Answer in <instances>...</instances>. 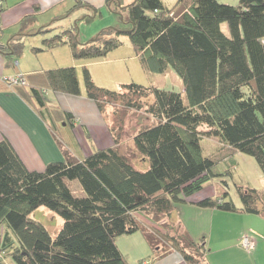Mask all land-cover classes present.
Wrapping results in <instances>:
<instances>
[{
  "label": "trees",
  "instance_id": "1",
  "mask_svg": "<svg viewBox=\"0 0 264 264\" xmlns=\"http://www.w3.org/2000/svg\"><path fill=\"white\" fill-rule=\"evenodd\" d=\"M123 10L127 30L107 27L81 42L73 26L44 38L42 48L35 50L68 44L73 59H96L119 47V37L127 35L142 68L155 73L171 68L183 91L137 83L108 90L97 86L84 66L86 97L103 115L106 106L113 107L118 122L117 127H109L114 146L79 160L65 154L63 161L49 163L43 171H30L10 142L2 139L0 264L7 255L16 264H129L115 239L138 231L152 248V259L174 249L186 264H210L205 240H194L171 219L176 204L187 201L213 177L223 176L214 173L215 162L234 152L252 156L264 181V0H240L238 6L219 0H176L170 8L162 0H133L115 12ZM222 23L227 24L228 35L221 31ZM23 45L17 40L7 46L9 52L0 48L7 65L21 55ZM22 77L25 84L15 85L17 92L34 103L53 133L60 120L72 125L74 116L49 106L44 94L50 90L79 95L75 66ZM146 98L148 102L143 101ZM119 109L143 110L152 119L133 135L134 154L148 164L144 169L121 151L124 123ZM202 137L216 138L221 144L213 156L203 154ZM73 181L80 186L78 196L69 186ZM236 190L240 206L226 191L194 204L264 216V190L245 185ZM40 207L60 217L54 235L31 217ZM136 213L162 226L159 236L167 250L156 251L153 230Z\"/></svg>",
  "mask_w": 264,
  "mask_h": 264
},
{
  "label": "crops",
  "instance_id": "2",
  "mask_svg": "<svg viewBox=\"0 0 264 264\" xmlns=\"http://www.w3.org/2000/svg\"><path fill=\"white\" fill-rule=\"evenodd\" d=\"M124 1L112 0L107 4L106 0H2L0 48H6L4 51L9 52L7 46L17 40L24 44L28 39H32L36 44L40 36L49 38L73 26L78 28V39L81 42H86L82 40L92 38L97 34L99 28L106 26L104 24H108L106 20H96L98 15H102L105 7L112 9L115 14V9L129 5L133 0ZM91 8H94L95 11ZM108 22H111V20H108ZM46 28L50 31L46 33L39 32V30ZM63 60H65V63L61 65H73L77 69H82L84 66L90 67L92 61L91 59H74V61H69L66 58ZM7 66L9 65L6 63L5 56L0 52V141L7 139L10 142L28 170L43 171L47 164L63 161L65 154L79 160L90 155L97 149H104L115 145L109 129V121L105 118V115L99 112L95 102L86 98L79 74L81 92L78 96L50 90L45 91V100L49 106L57 107L74 116L72 125L71 123H68V125L64 124V121L60 120L61 117L59 116L58 118L61 124L55 125V133H53L49 123L37 112L34 103L30 99L27 100L22 97L17 92L16 86H9L2 81L1 78L3 77H10L5 76ZM169 69L164 73H170ZM12 74V76L16 74L28 75L18 72H13ZM32 82L38 83V79L33 78ZM178 83H181L179 84V91L182 92V82ZM54 100H56L55 103L52 102ZM62 100L66 102L64 103L66 105L63 104ZM69 101L78 102V105L75 106L76 108L69 107L67 105ZM84 111L90 112L94 118L90 120L84 119L81 115ZM96 130L100 134L96 136L99 137L101 143L97 145L91 144L89 146L87 142L91 138V133L96 132ZM53 134L56 135L58 141ZM212 140L218 142L217 149L221 147V144L216 138H212ZM121 145L122 140L120 148ZM134 164L142 168H146L148 165L145 160L140 158H138V161H134ZM202 198L205 197L195 193L187 201L183 202L180 208H175L171 213V219L176 224H179L180 228L186 231L193 239L198 238V235L189 226V223L185 221L182 214L203 212L208 213L213 220L214 217L220 218L222 215L220 213H231L215 208L197 207L194 202ZM181 211L184 212L182 213ZM248 215H255V217L260 219L254 220V218L244 216L245 218L248 217L246 219L249 221H258L261 227L251 231L252 234L258 237L257 240L251 237L255 243L254 249L251 252L246 251L240 244L241 238L246 235L247 231H240L232 239L227 237V233L217 235L218 242L215 243L216 245L205 256L210 264H264V258L260 255V247L264 245V216L257 214ZM137 233H140L139 237L136 236ZM203 233L201 232V234ZM133 239H138L137 242L140 246L143 245L145 247V251L139 253L136 258L140 262L143 260V264H186L181 255L174 249L167 250L159 257L146 260L145 258L152 254L150 251L151 247L139 231L130 235H122L115 239L117 247L123 253L129 264L131 262L123 251L122 246L127 243L134 245L132 242ZM211 240V237H209V244ZM159 248L157 247L156 251Z\"/></svg>",
  "mask_w": 264,
  "mask_h": 264
},
{
  "label": "rangeland",
  "instance_id": "3",
  "mask_svg": "<svg viewBox=\"0 0 264 264\" xmlns=\"http://www.w3.org/2000/svg\"><path fill=\"white\" fill-rule=\"evenodd\" d=\"M124 1V0H123ZM125 2V1H124ZM164 5L167 7H172L176 0H162ZM220 3L229 4L232 6H238L240 0H219ZM71 4V3H68ZM74 4V3H72ZM66 13V12H65ZM110 16V18H109ZM127 16V11L123 10L120 14L113 13V10L105 7L102 15H98L96 20L105 21L108 24H104L102 28H99L98 32L107 27H115L123 30L129 29V25L124 22V19ZM112 18V19H111ZM111 20V22H108ZM112 23V24H110ZM221 31L228 35V27L226 23H222ZM97 32V33H98ZM39 41L35 44L32 39H28L23 45V50L21 55L12 57V60L7 66L5 76H12L13 72L16 73H26L32 74L35 72H42L44 70L53 69L57 67H63L62 63H65L63 60L74 61L70 53V48L68 44H62L55 46L52 49L47 50H35V48H42V36L38 37ZM43 38V39H42ZM91 39L87 38V41ZM121 45L113 50H111L106 56L102 58L91 59L90 67L87 68L90 71L94 83L102 88L108 90H118L122 84L137 83L143 86H155L165 90H174L179 91L180 86L178 82H181L176 73L170 68V73H155V72H146L134 51V48L127 35H121L119 37ZM64 51V52H63ZM68 63V62H67ZM69 66V65H66ZM73 66V65H72ZM77 69V68H76ZM78 74L80 75L81 85L84 89V82L82 79L81 69H77ZM169 72V71H168ZM2 79V78H1ZM28 86H30V80L28 79ZM51 96V95H50ZM78 96V95H74ZM86 96V95H85ZM88 98V97H86ZM149 98V97H148ZM148 98L143 99V101L148 102ZM49 99V98H48ZM89 99V98H88ZM90 100V99H89ZM63 101V104L66 103ZM56 102V100L52 101ZM69 107H75L78 105L76 101L67 102ZM66 105V104H64ZM76 108V107H75ZM120 110V111H119ZM120 117L123 120L124 128L122 131V145L121 150L126 153L133 161H138V156L134 154L133 147V135L136 131L146 125L152 124V119L144 114V111H138L135 109H119ZM80 115V114H79ZM84 119L90 120L94 116L87 111H84L82 114ZM105 118L109 121L111 127H117L118 122L116 121V116L113 115V107L106 106L105 109ZM80 118V116H78ZM119 119V118H118ZM99 132L91 133V138L88 140L87 144L97 145L101 143L99 140ZM217 141L212 140V138L202 137L200 144L202 146L203 154L206 156H213L217 151ZM139 169H144V167L136 166ZM214 173L224 174L223 176H216L210 179L204 187L196 192L203 197H216L222 194L224 191L228 193L229 199H231L235 205L240 206V199L237 193L236 187L238 185H245L251 188H255L259 191L264 190V181L262 178L261 170L256 162V160L247 154L241 152H234L226 160H217L213 167ZM229 172V173H228ZM70 188L75 196L81 194V189L79 184L76 181L69 183ZM264 198V197H263ZM182 203L176 204L175 208H180ZM177 212V211H176ZM182 213L184 211H181ZM225 212V211H224ZM178 213V212H177ZM187 213V212H185ZM239 213V212H237ZM236 212L231 213H220L222 214L220 218L212 217L208 213L203 212H190L189 214H182L185 218V221L189 223V226L196 231L198 238L194 240H205L206 254L210 251L211 248L216 245L218 242L217 235H222L223 233L227 235L229 239H232L240 231H247L246 235L254 237L255 240L258 239L257 235L252 234L251 231L261 228L258 221H249V218H254V220H260L255 215H248ZM145 225L148 226L149 230H153L151 234L154 238V245L163 247L167 250L168 246L161 239V233L163 232L162 226L158 223H153L147 221L146 218H143L140 214H135ZM185 215V216H184ZM31 217L39 222H41L49 231L51 235H54L55 232L59 229L61 225V219L54 213L50 212L44 207H40L34 210L31 214ZM263 228V227H262ZM253 229V230H252ZM201 232H204L201 234ZM195 233V232H194ZM140 233H137L136 236L139 237ZM143 235V234H142ZM160 235V236H159ZM144 237V236H143ZM156 237V238H155ZM211 237L210 244L208 239ZM138 239H133L132 244H125L122 246L123 251L126 253L129 261L132 264H141L140 260L137 261V255L145 251V247L137 242ZM260 255L264 258V245L260 247ZM155 250V249H154ZM152 253V248H150ZM150 254V252H149ZM152 256V255H151ZM151 256L146 257V260L151 259ZM4 264H16L11 255L5 256L3 260ZM130 263V264H131Z\"/></svg>",
  "mask_w": 264,
  "mask_h": 264
},
{
  "label": "built area",
  "instance_id": "4",
  "mask_svg": "<svg viewBox=\"0 0 264 264\" xmlns=\"http://www.w3.org/2000/svg\"><path fill=\"white\" fill-rule=\"evenodd\" d=\"M2 81L9 86L25 84V80L23 79L21 74H16L15 76H10V77H3ZM240 244L246 251L251 252L254 249L255 243L253 238L245 235L241 238Z\"/></svg>",
  "mask_w": 264,
  "mask_h": 264
}]
</instances>
